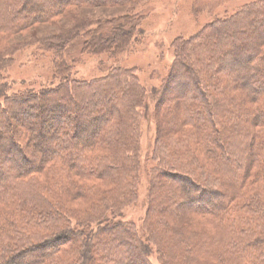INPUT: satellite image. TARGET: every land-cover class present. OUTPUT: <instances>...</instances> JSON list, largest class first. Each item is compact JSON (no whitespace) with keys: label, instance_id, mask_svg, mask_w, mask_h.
<instances>
[{"label":"trees","instance_id":"obj_1","mask_svg":"<svg viewBox=\"0 0 264 264\" xmlns=\"http://www.w3.org/2000/svg\"><path fill=\"white\" fill-rule=\"evenodd\" d=\"M30 1L33 0H0V36L16 35L34 25L48 24L71 7L110 6L123 0H40L41 3L38 1L36 6ZM243 13L248 21L243 29V18L239 13L234 14L211 23L190 40L178 44L176 50L178 58L174 68L182 70L173 71V79L180 77L185 87L179 84L182 88L179 98L173 99L177 120L171 132L181 134V139L165 149L167 145L162 143V157L169 165H165V171L159 168L160 172H153L154 183L151 182L150 188L153 206L148 212L153 222L148 228L151 226L155 230L152 232L150 229L149 232L157 236L153 243L162 253L160 264H264V202L260 203L261 200L257 198L253 200L255 197L252 196L251 200L240 203L244 210L240 213L235 203V196L244 185L249 188L254 184L259 185L258 191L264 193V88L256 84L258 77H264V37L258 38L259 24L264 25V3L248 8ZM136 27L134 18L128 16L104 22L85 21L57 36L43 39L39 44L55 50L53 52L58 57L56 75L61 83L54 87L39 92L25 90L6 95V87L0 80V142L8 145L10 150L14 149L21 156L23 164L21 170L0 177V202L9 199L13 203L17 202L19 208H30L21 226L9 217L0 216V264H23L22 259L27 253H38L35 261L29 264H103L102 261L109 256L105 253L99 257L92 255L91 242L98 244L91 237L92 234L70 231L66 226L61 231L68 233L66 238H70L65 245L61 242L62 248L60 246L57 250L56 246L38 241L42 236L38 238L39 234L36 233L42 231L39 227L43 221H55L62 226L65 222L68 225L71 218L59 208L60 201H51L45 194V187L38 182L37 177L44 175L45 178L61 181L64 183L61 192L67 193L68 198L74 201V194L85 192V186L76 185L79 178L89 183L87 192L99 193L96 181L123 177L135 169L139 134L135 108L142 105L144 90L135 78L120 70L87 86L80 82L71 85L65 77L69 69L64 55L67 50L77 46L80 53L119 54L129 46ZM242 39L248 48L251 40L257 39L253 41V55L247 50L235 51ZM12 51L16 50L10 45L0 49V79L3 77V59L12 55ZM220 63H225L226 70ZM183 79L193 86V92ZM87 87L92 89L87 96L89 99L96 101L98 95L107 93L114 101L110 113L99 114L103 118L102 125L91 138H82L76 118L75 123L67 124L63 136L61 127L57 128L50 141H45L46 144L35 140L28 124L18 129L15 119L19 116L29 122L40 115L39 130L50 121L58 122L62 112L52 113L46 107L50 102L57 104L66 98L77 111L83 110L82 104L74 103L73 100L77 98L79 90ZM195 108L198 110L193 111ZM62 109L61 106L59 111ZM87 114L86 119L92 117V114ZM66 118L67 121L71 120L69 116ZM188 126V131L181 132L180 129ZM71 129L75 131L72 139L82 138L77 144L67 137V131ZM228 136L236 139V149L230 154L233 159L230 164L218 156L221 145L228 143ZM58 139L61 141L59 144L56 143ZM28 142L37 150H49L52 143L58 145L59 150L51 148L36 163L22 149ZM189 142L197 144L196 150ZM171 152L173 156H170ZM7 156V151L0 152V170ZM24 166L27 167L23 169ZM164 177L181 179L189 191L195 193L194 199L191 198L192 193H187L179 186H158L157 183ZM151 179L148 174V180ZM112 186L115 187H109L104 194L106 197L111 196L112 200L116 195L121 202L120 198L133 194L128 188L130 184ZM214 187L224 191L220 192ZM157 192L162 197H157ZM217 196L220 197L214 200ZM9 200L5 201V205L11 206ZM195 202L200 204L199 208L195 207ZM205 204L213 205V209H205ZM185 206L188 209L184 210ZM110 207L114 209V204ZM186 215L202 219L214 228V233L171 229L169 219L185 218ZM118 225L122 226L120 228L125 234H129L130 227L120 222ZM118 225L111 226L109 231L119 229ZM100 234H96V238ZM167 239H170L169 245ZM124 243L121 238L117 239L112 246L117 258L109 264H153L148 257L149 247L137 240L134 249L138 252L129 253ZM57 253L59 256L55 255Z\"/></svg>","mask_w":264,"mask_h":264},{"label":"rangeland","instance_id":"obj_2","mask_svg":"<svg viewBox=\"0 0 264 264\" xmlns=\"http://www.w3.org/2000/svg\"><path fill=\"white\" fill-rule=\"evenodd\" d=\"M38 1L40 2V0H33L30 1V3H34L33 5L36 6L38 5ZM263 1L264 0H123L122 3L110 6L71 7L64 15L54 18L48 24L42 23L34 25L16 35L0 36V49L10 45L16 50L12 51V55H9L8 58L5 56L3 59L4 62L1 64L3 77L0 80H2L1 82L6 87L5 94L10 95L14 92L25 90L39 92L42 89L51 88L61 83L56 75L58 57L55 52H53L55 50L46 49V47L39 44L43 39L50 36H57L79 22L85 21L104 22L107 19L128 16V18H134V24L137 25L134 37L129 43V46L119 54L102 53L94 55L84 51L80 53V49L77 46L67 50L64 55L66 62H68L67 65L69 69L65 73V77L69 79L71 85H73L74 82H80L87 86L106 78L116 70H120L123 74L126 73V75H131L132 78H135L139 87L144 90L143 103L139 108H135L138 122L137 129L139 132L138 153L135 158L137 164H135V169L127 172L123 177H110L105 178L104 181H94L97 184V187L95 186L96 189L100 191L99 193L87 192L86 189L89 183L79 178L76 185L85 186V192L79 195L74 194V201L68 198L67 193L61 192L64 187V183L61 181L57 182L54 179L45 178L44 175L43 177H37L38 182L45 187V194L50 197L51 201H56V203L60 201L61 206L59 208L63 210V212H66L67 215H70L71 218L70 221H68V225H66L67 222H65L62 226L55 223V221H43L39 227L42 231H37L36 233L39 234L38 238L42 236L38 241H44L50 246H56L58 250L62 244L61 242L65 245L68 238H70V236L66 238L68 233L66 234L61 231L64 226H66L70 231H81L86 235L92 234L91 237L93 236V240L98 242V244L95 245V242H91L93 245L90 247V253L98 257L104 255V253L109 254L107 259L102 261L103 264H109L117 258V253L114 252L112 246L119 238L125 242L123 245L128 248L129 253L138 252V250L134 249L136 247V241L138 240L143 246L149 247L150 251L148 257L150 262L153 264L161 263V261L159 263V260L161 259L162 253H160L157 244L153 243L154 238L157 236H153L149 232L151 229V226L150 229L148 228L149 224L153 225V222L149 219L148 212L153 206L151 205L150 196L151 182L154 175L153 172H160L159 168L165 171V165H169L166 164L165 159L162 157L164 155L162 153V143L163 145H167V147H164L165 149L168 148V145L181 139V134L176 135L171 132L177 120L174 113L176 104L173 99L175 97L179 98V91L182 90L179 86V84H182L180 77L178 78L177 76L175 80L173 79V71L177 72L180 70L179 67L174 68L176 59L178 58L176 54L178 44L190 40L192 36L199 34L211 23L217 20H223L225 17L238 13L243 18L241 19L242 23H244L243 25L241 24L243 29L248 23L246 18H244L243 12L247 11L248 8L260 6L264 3ZM253 23L255 25L254 21ZM90 28H94V26ZM259 31L260 35L258 38L264 37V25L259 24ZM244 35L245 34H243V36ZM253 38L255 37L253 36ZM253 41H257V39H252L249 44L250 47L248 48V46L245 45L244 39L240 40L238 42V48L235 51L238 53L247 50L248 53L253 55ZM219 65L226 70L227 67L225 63H220ZM183 81L188 84L185 79H183ZM256 84L264 88V77H258ZM182 85L184 86V84ZM88 87L87 89L79 90L77 98L73 100L74 103L82 104L83 110L77 111L74 105L70 104L64 97L65 100L62 102L57 104L50 102L46 106L52 113L62 112L61 119L58 122L53 123L50 121L51 123L49 122L47 125H43L42 131L38 129L40 115H36L34 119L29 122L20 118L22 116H19L17 118L18 121L15 119V122L19 125L18 129L21 130L24 124H28L35 136V140L41 144H46L45 141H50L52 133H55L57 128L61 127V136H63L67 124L70 125V123H75L76 118V125H78L81 131L80 134L82 138H91L98 132L99 127L102 125L101 121L103 118L99 116V114L110 113L113 109L114 101L107 93L98 95L96 98L98 100L96 101L95 99H89L87 96L91 94L90 91L92 89H88ZM188 87L189 90H193L192 85L188 84ZM154 93H156V95H154ZM97 101H99V103ZM61 106L63 107V111H59ZM196 110L198 109L195 108L193 111ZM37 113L38 112H36V114ZM87 113H90V115L92 114V117L89 116V118L86 119V116L89 115ZM66 116H69L71 120L67 121ZM95 116L98 118L94 119ZM189 127L190 126L183 127L180 130L181 132L188 131ZM70 128H72V126ZM71 130L67 131V137H69V140L72 142H76V144L79 143L82 138L72 139L71 136L75 131L73 129ZM59 139L56 141L57 144L61 142ZM227 139L228 143L221 145L218 156L222 157L226 164H230L232 162L231 160H233L230 154L235 152L236 139L232 136H228ZM191 143L189 142V144ZM191 145L195 146L194 150H196L197 144L193 143ZM49 146L53 148L52 150H59L58 145L52 143ZM30 147V143L28 142V145L22 149L27 154V157L36 163L39 159L45 157V155L49 153V150H51L50 148L49 150L44 149L42 151L37 150L35 147ZM4 151H7L9 156L5 158V162L2 166L3 168L0 170V177H5L8 173L21 170L23 167L21 156L17 154L14 149L10 150L8 145L6 146L3 142H0V152ZM39 153H42V155L39 156ZM170 156H173L172 152ZM1 165L0 163V166ZM26 167L27 166H24L23 169ZM148 174L149 178H152L151 181L148 180ZM168 179L169 178L164 177L160 183H157L158 186L162 184L167 188L170 186H179L180 189L184 188L187 193H192L191 198L194 199L193 196L195 193L189 191L187 185H185L183 181H180L181 179ZM200 181L202 182L203 180ZM60 182L61 184L57 186V183L59 184ZM225 182L227 181L225 180ZM112 184H118L119 186H127L130 184L128 188L132 190L131 192L133 194L129 197L125 196L120 198L121 202H119V199L117 200L116 195L112 200L111 196L106 197L104 195L105 190L115 187L112 186ZM258 187L259 185L257 186L255 184L251 188H249L248 185L242 186L240 192L235 196V203H237L236 206L239 208V213L244 211L240 203L242 201L247 202L252 196L255 197L253 200L257 198L261 200L260 203L264 202V193L261 194V192L258 191ZM214 189L221 190L219 187H214ZM222 190L220 192H222ZM156 195L157 197H162L159 192H157ZM219 197L220 196H217L214 200H217ZM6 200L9 199L0 202V216L9 217L17 221L16 224H20L21 226L25 214L29 213L28 210H30V208H28V206L19 208L16 206L17 202L13 203L11 200H9L11 206H7L5 205ZM195 203V207L199 208L198 206L200 204H197V202ZM111 204H114V209L110 207ZM203 206H206L205 209H213V205L211 204H205ZM183 209H188V206H185ZM184 217L185 218L180 219H173L174 217L169 219L171 229L177 228L193 232H200L203 230L214 233V228L211 225L205 224L201 221L202 219L189 215ZM119 222L128 228L130 227L129 234H125L122 231L123 228H120L122 226L118 225ZM116 225L119 226V229L109 231L111 226L115 227ZM151 231H155L154 227ZM99 233H101L100 236L96 238L95 235ZM26 240H28V238ZM169 242L170 239H167V245L170 244ZM25 243H27V241ZM62 247L63 246H61V248ZM105 249L108 251L105 252ZM166 251L168 252L167 249ZM58 253L55 255L59 256ZM36 255L30 253L25 254L22 259L23 264H29L35 261Z\"/></svg>","mask_w":264,"mask_h":264}]
</instances>
